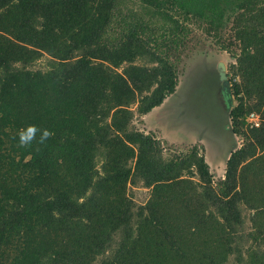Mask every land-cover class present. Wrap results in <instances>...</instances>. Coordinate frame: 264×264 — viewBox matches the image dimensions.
I'll return each instance as SVG.
<instances>
[{
    "label": "trees",
    "instance_id": "1",
    "mask_svg": "<svg viewBox=\"0 0 264 264\" xmlns=\"http://www.w3.org/2000/svg\"><path fill=\"white\" fill-rule=\"evenodd\" d=\"M220 1L139 0L144 9L125 19L119 0H0V264H224L231 254L264 264L260 246L242 261L237 235L238 203L264 176V153L237 175L254 146L264 149V2L252 23L244 18L237 70L227 71L231 130L246 141L230 152L224 178L213 181L195 149L162 158L151 133L128 126L133 104L145 114L175 90L188 20H212ZM44 52L46 69L28 67ZM250 111L258 126L247 124ZM28 125L52 135L41 143L37 131L22 146ZM192 166L198 183L182 177ZM138 181L151 191L135 205L125 188ZM259 191L248 201L258 232Z\"/></svg>",
    "mask_w": 264,
    "mask_h": 264
},
{
    "label": "rangeland",
    "instance_id": "2",
    "mask_svg": "<svg viewBox=\"0 0 264 264\" xmlns=\"http://www.w3.org/2000/svg\"><path fill=\"white\" fill-rule=\"evenodd\" d=\"M263 2V0H250L249 3L238 0H228V2L220 1L219 4H217V10L221 12L217 11V13L212 14V20L208 19L211 15L207 17L208 20L204 16L203 18L196 17L195 19L188 20L187 26L189 31L186 45L181 53V60L178 65L179 74L175 89L179 88L183 81L188 79L189 75L192 76V68L200 65L206 56L207 59L223 61L226 64V70H229L230 73L234 72L233 67L237 70V65L233 66L235 61L234 56L240 54L243 49V40L238 38V33L239 35H243L241 30L246 21L252 23V21L249 20V15L258 12ZM119 3L121 13L125 19L134 17L137 11H142L144 9V6L139 0H119ZM131 11L133 12L130 13ZM258 23H263V19L260 18ZM258 28L260 29L261 27ZM263 28L262 25V29ZM49 61V54L44 52L28 67L44 70L48 66ZM136 62L142 63L143 60L137 59ZM202 69L204 70V68ZM119 70H121V68H119ZM235 80L242 82L244 81V77L238 74L235 76ZM215 81H217V78L211 75L209 80H203V82L200 83H184V85L198 87L201 95L196 96L195 90H191L190 88L187 90L184 107L188 109L186 112L187 115L184 114L183 121H179L176 115H171L173 114L171 113L173 98L167 95L162 103L145 114H139L136 109V104H133L132 110L134 113L128 126L129 129L138 130L145 134L151 133L159 142L160 153L164 159L176 157L184 158L195 149L197 156L202 155L204 157V160L208 164L209 171L213 175V181L216 182L218 179L224 178L225 163L230 152L240 147L241 144L246 141V137L245 135L241 136L232 132L231 120L228 116L229 113L226 114L227 123L224 122L223 125L228 131L231 130V132H228L226 134L227 136H225L222 126H218L223 118L221 119L218 110L214 107V91L217 86ZM235 103L236 100L232 96V104L234 105ZM249 103H256V100H249ZM193 104L198 105L201 109L200 115L198 116L199 119H194L193 112L188 111ZM262 108L263 106L260 108L261 111H263ZM210 114L216 115L218 118L212 119ZM196 126L198 129H196ZM242 137L243 141L241 140ZM247 140L252 139L248 137ZM254 147V155L244 159L238 165L237 175H239L238 172L245 163L253 160V157H257L264 153V149H260L259 146ZM133 163L134 158L129 160L128 165L132 166ZM192 169L193 173L187 170L185 172L183 171L182 177L190 178L193 182L198 183V173L194 166H192ZM261 177L262 181L260 180L257 182L259 188L256 186V194H258V192L260 194L259 190H262L264 193V189H261L262 187L264 188V176ZM249 181H245L248 182V186L251 184ZM240 188L238 181V186L236 185L233 191L241 195L242 189L240 191ZM253 188H255V186ZM251 190L252 189L248 190V192ZM150 191L151 189L144 186L141 181L135 184L127 183L125 196L131 199L130 201L135 205H140L148 200ZM255 192L250 194V198L248 199L249 202L258 200ZM248 201H240L238 203L243 219L237 234L239 236V248L241 250L240 256L242 257V261L251 258L250 255H248V249H252L255 246H260L261 250L264 249V225L259 228V232H261L259 234L258 230H255V222L251 219L253 209L250 207ZM253 232L254 234H252ZM248 233H251V236H247ZM117 238L118 235L115 234L114 240ZM105 255H108V252H106ZM231 263H239L235 261V254L228 256L224 264ZM93 264H99V260L93 262Z\"/></svg>",
    "mask_w": 264,
    "mask_h": 264
},
{
    "label": "flooded vegetation",
    "instance_id": "3",
    "mask_svg": "<svg viewBox=\"0 0 264 264\" xmlns=\"http://www.w3.org/2000/svg\"><path fill=\"white\" fill-rule=\"evenodd\" d=\"M218 60L215 59H207L204 58L202 63L198 65L197 67L192 68V76L189 75L188 79L183 81L182 85L179 88H176L170 95V97L173 98L172 100V116L176 115L177 119L180 121H183L184 114L187 115V107H184V101H185V94L187 90L190 88L191 90H195L196 96L201 95L200 89L196 86H188L184 85V83H192V82H203V80H209L211 78V75H214L217 78V86L215 87L214 91V107L218 110V114H220L221 119L223 120L219 122L220 125L219 127L222 126V129L224 130V135L227 136L226 134L229 132L226 127L223 125L224 122H226V114H228V109H229V104H228V98L226 97L224 90L222 89V81L219 79V67H218ZM225 64V63H224ZM204 68V70L202 69ZM225 71L227 74L226 70V64H225ZM183 72V71H182ZM184 74V72H183ZM228 77V74H227ZM213 79V77H212ZM214 80V79H213ZM230 82V81H229ZM191 85V84H190ZM230 96L232 97L231 94V89H230ZM189 112L192 111L194 115V119H199L198 116L200 115L201 109L198 105L193 104L190 106ZM210 117L212 119L218 118L216 115L210 114ZM227 123V122H226ZM196 129L197 126H196ZM227 131V132H226Z\"/></svg>",
    "mask_w": 264,
    "mask_h": 264
},
{
    "label": "clouds",
    "instance_id": "4",
    "mask_svg": "<svg viewBox=\"0 0 264 264\" xmlns=\"http://www.w3.org/2000/svg\"><path fill=\"white\" fill-rule=\"evenodd\" d=\"M37 131H40L39 141L43 143L52 133L48 129L39 130L35 125H28L18 132L19 144L22 146L29 145L35 138Z\"/></svg>",
    "mask_w": 264,
    "mask_h": 264
},
{
    "label": "water",
    "instance_id": "5",
    "mask_svg": "<svg viewBox=\"0 0 264 264\" xmlns=\"http://www.w3.org/2000/svg\"><path fill=\"white\" fill-rule=\"evenodd\" d=\"M218 67H219V79L222 81V89L224 90V93L226 97L228 98V104L229 108L233 105L232 104V97L230 96V82L227 77L226 71H225V64L223 61L218 62ZM229 111V109H228Z\"/></svg>",
    "mask_w": 264,
    "mask_h": 264
},
{
    "label": "built area",
    "instance_id": "6",
    "mask_svg": "<svg viewBox=\"0 0 264 264\" xmlns=\"http://www.w3.org/2000/svg\"><path fill=\"white\" fill-rule=\"evenodd\" d=\"M245 120L247 124L252 127V126H258L260 124V116L258 113L254 111H250L246 117Z\"/></svg>",
    "mask_w": 264,
    "mask_h": 264
},
{
    "label": "crops",
    "instance_id": "7",
    "mask_svg": "<svg viewBox=\"0 0 264 264\" xmlns=\"http://www.w3.org/2000/svg\"><path fill=\"white\" fill-rule=\"evenodd\" d=\"M205 58H207V56H206ZM218 61H220V60H218ZM153 109H154V108H153ZM153 109H152V110H153ZM229 132H231V130H230Z\"/></svg>",
    "mask_w": 264,
    "mask_h": 264
}]
</instances>
